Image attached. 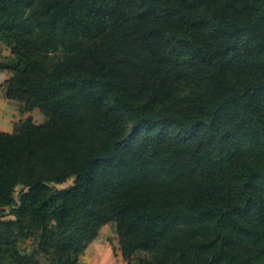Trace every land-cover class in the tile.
<instances>
[{"label": "trees", "instance_id": "obj_1", "mask_svg": "<svg viewBox=\"0 0 264 264\" xmlns=\"http://www.w3.org/2000/svg\"><path fill=\"white\" fill-rule=\"evenodd\" d=\"M0 264H264V0H0ZM68 180L70 183L63 186Z\"/></svg>", "mask_w": 264, "mask_h": 264}, {"label": "rangeland", "instance_id": "obj_2", "mask_svg": "<svg viewBox=\"0 0 264 264\" xmlns=\"http://www.w3.org/2000/svg\"><path fill=\"white\" fill-rule=\"evenodd\" d=\"M8 55V49L0 44V58ZM5 73L6 70H0V129L11 131L15 123L27 117H31L35 123H41L44 116L37 108L21 110V104L17 100L6 98L5 79L10 76H5ZM69 183L70 180L63 186ZM118 247L114 224L108 223L101 228L98 236L85 248L80 257L81 264H125Z\"/></svg>", "mask_w": 264, "mask_h": 264}, {"label": "crops", "instance_id": "obj_3", "mask_svg": "<svg viewBox=\"0 0 264 264\" xmlns=\"http://www.w3.org/2000/svg\"><path fill=\"white\" fill-rule=\"evenodd\" d=\"M6 75L5 76H10L11 75V73L10 72H8V71H6V73H5ZM7 78V77H6ZM0 131H2V129H0ZM3 131H7V132H9V130H3Z\"/></svg>", "mask_w": 264, "mask_h": 264}]
</instances>
